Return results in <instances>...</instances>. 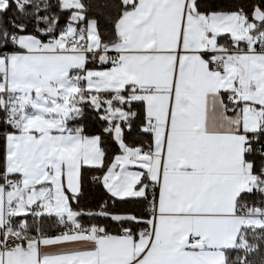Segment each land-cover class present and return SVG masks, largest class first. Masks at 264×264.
Returning a JSON list of instances; mask_svg holds the SVG:
<instances>
[{
	"label": "snow or ice",
	"instance_id": "1",
	"mask_svg": "<svg viewBox=\"0 0 264 264\" xmlns=\"http://www.w3.org/2000/svg\"><path fill=\"white\" fill-rule=\"evenodd\" d=\"M0 264H264V0H0Z\"/></svg>",
	"mask_w": 264,
	"mask_h": 264
},
{
	"label": "trees",
	"instance_id": "2",
	"mask_svg": "<svg viewBox=\"0 0 264 264\" xmlns=\"http://www.w3.org/2000/svg\"><path fill=\"white\" fill-rule=\"evenodd\" d=\"M80 206H81V207H86V206H87V204H86V202H85V201H82Z\"/></svg>",
	"mask_w": 264,
	"mask_h": 264
}]
</instances>
